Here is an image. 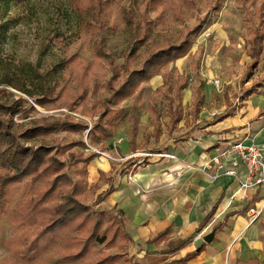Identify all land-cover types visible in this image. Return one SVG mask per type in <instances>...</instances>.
I'll use <instances>...</instances> for the list:
<instances>
[{
    "label": "rangeland",
    "instance_id": "obj_1",
    "mask_svg": "<svg viewBox=\"0 0 264 264\" xmlns=\"http://www.w3.org/2000/svg\"><path fill=\"white\" fill-rule=\"evenodd\" d=\"M147 1L108 0L102 8L104 15L100 19L96 18L87 0H25L21 4L11 3L8 8L2 5L0 11L5 14V39L0 51V88L6 87L11 92L3 100L12 102L21 96L27 100L21 111L13 115L14 127L23 131L42 116L63 118L68 113V97L76 93L81 84L97 81L101 90L96 93L91 91L90 97L70 111L74 118L86 119L91 123L96 116L89 114L96 111L98 102L106 96L104 83L113 70L119 69L124 75L141 68L151 52L162 48L168 41L178 43L187 28L203 20L208 12L212 15L201 31L194 35L190 51L163 67L151 81L141 85L142 93L137 92L121 105L124 108L136 105L140 111L138 156L169 153L164 150L153 153L156 150L152 148L164 147L162 143L169 140L166 91L170 85L188 80V88L182 92L186 121L182 128L174 130L177 134H181L190 121L193 123L201 119L202 111L210 118L224 112V92L228 93L233 104L231 115L248 105L249 98L240 96L241 89L253 88L254 82L264 72L263 52L262 60L252 76L242 81L247 64L251 61L247 55V40L255 24L251 19L252 13L245 10L238 0H224L218 9L215 8L216 0H196L195 4L187 0H163L156 10L151 11L146 10ZM215 12L218 14L214 15ZM144 32L147 34L146 40L140 42L139 37ZM7 75H19L31 93L5 85L3 80ZM164 75H167L166 80L163 79ZM39 76L46 77L49 84L55 85V94L59 93L58 99L50 101L46 107L35 101L42 92ZM215 78L220 80L218 86L213 82ZM197 88H202L204 94L198 109L193 107ZM259 90L264 93V86ZM206 94L210 96L208 99ZM254 102L259 103L256 95ZM157 116H160L158 120ZM155 120L163 127L159 135L155 132ZM129 127V123L122 119L114 137L103 145L89 144L88 132L80 134L62 130L42 136L37 142L52 145L55 137H83L89 144L85 151L97 150L103 161L111 162L109 171H94V160L86 165L81 163L77 167L66 168V172L73 177L84 175L87 179L82 201L94 210H104L110 216L117 214L119 209L109 208L103 203L98 205L95 200L108 187L106 183L110 175L116 171L120 175L131 174L135 168V165L124 166L125 159H115L107 154L116 144L130 147L127 141L130 140ZM60 155L64 158L67 153L60 152ZM41 186L43 184H36L32 188L24 183L12 185L5 208L0 210V264H59L56 247L36 255L33 261L21 257V254H26L23 242L34 228L27 221L33 212L26 202L35 197ZM128 244L129 241L121 238L114 245L97 244L88 256L97 257L105 252L129 254Z\"/></svg>",
    "mask_w": 264,
    "mask_h": 264
},
{
    "label": "trees",
    "instance_id": "obj_2",
    "mask_svg": "<svg viewBox=\"0 0 264 264\" xmlns=\"http://www.w3.org/2000/svg\"><path fill=\"white\" fill-rule=\"evenodd\" d=\"M25 0H0L1 6H8L11 3L21 4ZM108 0H87L90 7L95 12L97 19L102 18L104 13L102 8ZM243 8L252 13L251 19L255 24L249 31L247 40V55L251 61L247 64L242 81L250 78L259 66L264 52V0H238ZM163 0H149L145 7L147 11L156 10ZM188 3L195 4L196 0H187ZM224 0H216L218 9ZM208 12L206 17L193 27L186 30L185 35L176 43L168 41L162 48L151 52L143 62L141 68L133 69L127 74L119 69L112 72L111 77L104 83L106 96L98 102L96 111L89 116H96V120L91 123L86 119H76L70 111L75 110L77 105L90 97V92H99L101 86L97 81L92 84L86 82L80 85L78 91L68 97V113L63 118H53L42 116L35 119L34 124L23 131L14 127L13 115L23 108L27 101L24 97H19L15 101L3 100L11 92L6 87L0 88V210L5 208L13 184L24 183L31 188L36 184H43L30 198L26 205L33 212L27 217V221L34 226L31 235H28L23 245L26 254H21L25 260L33 261L36 255L48 251L51 247H56L57 262L59 264H137L133 257L125 252H105L97 257H89L92 247L97 244L114 245L118 238L132 240L131 234L125 228V212L121 209L117 214L108 215L104 210H94L86 205L81 197L87 187V179L84 175L73 177L66 168L77 167L81 163L86 165L100 155L97 150L89 149L88 145L105 144V141L112 138L120 123L126 120L129 123L130 147L137 151V136L141 123L140 111L136 105L130 108L122 107L129 98L137 92L142 93L141 85L148 83L158 75L163 67L171 62L184 57L194 43V35L198 34L205 21L212 15ZM218 13L215 12L214 15ZM5 14L0 11V51L2 42L5 39L3 20ZM134 20V17L129 14ZM146 18V16H145ZM148 21V20H147ZM133 22V21H132ZM139 41L146 40V32L142 33ZM64 62V61H63ZM122 72V73H121ZM42 83L41 96L35 98L37 104L46 107L50 101L58 99L53 87L47 82V78L39 76ZM167 75L163 76L166 80ZM3 83L21 92L30 94L27 85L21 82L19 75H7ZM264 86L263 75L254 82L253 88H242L240 96L248 98L254 93H261L260 87ZM188 88V80H184L167 88V129L169 137L178 128L181 121L185 120V107L183 104L182 92ZM173 92L175 94H173ZM202 88L195 90V100L193 107L198 109L203 102ZM226 108L224 112L216 114L210 124H214L231 115L232 102L227 92H224ZM236 97H239L236 95ZM153 108V107H152ZM33 109H35L33 107ZM160 116H157V120ZM155 124V132L159 135L162 130L160 122ZM84 134L88 132V142L83 138L65 139L55 137L53 144L48 145L38 143L42 136H48L57 131ZM75 148V149H73ZM161 149V148H158ZM60 152L67 153L66 157H61ZM154 152V151H153ZM137 156L129 158L125 164L134 165ZM114 177H108L109 187L98 194L96 204L100 205L105 198L114 190ZM215 211V206L201 223L202 229L211 219ZM30 213V210H29ZM227 214L224 221L216 224L213 230L217 233L227 225ZM170 229L158 233L148 242H159L167 236ZM216 239V236L214 237ZM193 237L180 239L163 250L164 253H175L185 248ZM203 242L198 249L187 252L182 258L174 261L177 264H186L196 258L206 247ZM45 264V263H42ZM169 264V263H164ZM240 264V262H238Z\"/></svg>",
    "mask_w": 264,
    "mask_h": 264
},
{
    "label": "crops",
    "instance_id": "obj_3",
    "mask_svg": "<svg viewBox=\"0 0 264 264\" xmlns=\"http://www.w3.org/2000/svg\"><path fill=\"white\" fill-rule=\"evenodd\" d=\"M257 94L248 97V105L241 111L214 124H210L214 118L200 112L201 119L190 121L191 125L181 134L173 131L169 140L162 143L164 147L152 148L156 150L153 153L164 150L175 158L141 157L138 147L134 152L131 147L124 148V144H116L107 152L112 158L125 159L123 165L127 167H131L125 164L129 158L138 159L131 174L120 175L116 171L110 175L114 177V190L102 202L125 212V228L132 236L127 255L134 262L177 264L174 261L198 249L205 242L204 236L230 214L224 229L215 232L216 239L206 242L205 249L186 264H264V209L256 218L252 211L264 204L263 190L241 187L239 179L226 175L224 168L205 171L201 167L211 155L237 140L254 139L264 150V93ZM255 95L259 103H253ZM185 121L178 127L182 128ZM139 140L137 136V145ZM111 167V162L103 161L102 156L96 157L92 165L96 172L109 171ZM239 170L244 175L242 164ZM214 206L210 221L200 229ZM167 229L169 239L148 242ZM198 233L203 234V239L195 240ZM191 236L193 240L185 248L175 253L163 252L171 244Z\"/></svg>",
    "mask_w": 264,
    "mask_h": 264
},
{
    "label": "built area",
    "instance_id": "obj_4",
    "mask_svg": "<svg viewBox=\"0 0 264 264\" xmlns=\"http://www.w3.org/2000/svg\"><path fill=\"white\" fill-rule=\"evenodd\" d=\"M215 85L220 84L218 78L213 79ZM163 157L175 158L171 153H159ZM229 161V163H228ZM228 163V164H227ZM239 164L245 167L244 175H241ZM205 171L224 168V173L239 179L243 188H259L263 190L261 201L264 202V150L255 140H237L222 147L209 157L207 162L201 166ZM264 209V204L259 210L253 211L256 218ZM196 239H203V234L198 233Z\"/></svg>",
    "mask_w": 264,
    "mask_h": 264
},
{
    "label": "water",
    "instance_id": "obj_5",
    "mask_svg": "<svg viewBox=\"0 0 264 264\" xmlns=\"http://www.w3.org/2000/svg\"><path fill=\"white\" fill-rule=\"evenodd\" d=\"M215 236V231H212L204 236V241L210 243Z\"/></svg>",
    "mask_w": 264,
    "mask_h": 264
}]
</instances>
